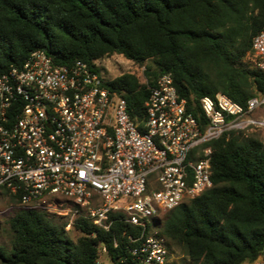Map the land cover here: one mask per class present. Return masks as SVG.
<instances>
[{
    "label": "trees",
    "instance_id": "16d2710c",
    "mask_svg": "<svg viewBox=\"0 0 264 264\" xmlns=\"http://www.w3.org/2000/svg\"><path fill=\"white\" fill-rule=\"evenodd\" d=\"M262 30L264 0H0V74L36 50L59 64L94 67L95 60L121 54L147 64L148 83L131 71L105 81L125 97L132 117L144 115L149 85L170 73L180 96L205 121L204 96L222 92L246 106L264 90V72L246 60ZM208 145L212 186L164 217L171 256L180 249L186 257L168 264L264 259V138L232 131ZM122 216L113 215L110 230L77 218L74 239L65 221L19 207L8 220L11 249L0 244V263L104 264L103 247L112 264H139L130 236L140 228Z\"/></svg>",
    "mask_w": 264,
    "mask_h": 264
},
{
    "label": "built area",
    "instance_id": "2783aa9c",
    "mask_svg": "<svg viewBox=\"0 0 264 264\" xmlns=\"http://www.w3.org/2000/svg\"><path fill=\"white\" fill-rule=\"evenodd\" d=\"M252 51L264 72V30ZM95 60L59 64L43 50L0 74V196L18 207L110 230L113 215L140 228L130 252L139 264H168L166 213L212 186L213 147L232 131L264 127V90L244 106L225 93L204 96L205 121L170 73L149 85L143 116L105 85ZM148 83V79L144 80Z\"/></svg>",
    "mask_w": 264,
    "mask_h": 264
},
{
    "label": "rangeland",
    "instance_id": "374dc122",
    "mask_svg": "<svg viewBox=\"0 0 264 264\" xmlns=\"http://www.w3.org/2000/svg\"><path fill=\"white\" fill-rule=\"evenodd\" d=\"M248 63L258 66V62L255 56L248 55L246 58ZM100 72L103 77L107 79L115 78L116 76L125 72L136 73L143 81L145 80V70L147 64L138 65L131 60L125 58L121 54H113L104 57L97 61ZM147 78V77H146ZM257 116L264 115V108L256 111ZM247 133H255L260 138H264V127H259L255 129H250ZM19 209L18 203L10 200V197L0 196V244L5 246L8 250L11 249V232L9 229L8 220L16 213ZM58 220L65 221L64 219L57 218ZM70 235L72 238L77 239L80 233L77 230H70ZM186 259L180 249H176L175 253L172 255V261L182 262ZM99 260L104 264H112L110 257L108 256L105 248L100 249ZM2 264V263H0ZM243 264H264L263 257H259L255 262H245Z\"/></svg>",
    "mask_w": 264,
    "mask_h": 264
}]
</instances>
